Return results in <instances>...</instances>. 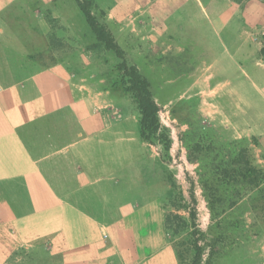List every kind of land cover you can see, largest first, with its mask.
Here are the masks:
<instances>
[{
	"label": "crops",
	"instance_id": "1",
	"mask_svg": "<svg viewBox=\"0 0 264 264\" xmlns=\"http://www.w3.org/2000/svg\"><path fill=\"white\" fill-rule=\"evenodd\" d=\"M132 1L110 0L107 14L129 12ZM64 8L63 0H0V264L18 249L46 251L48 264H178L166 239L162 201L147 187L145 175L155 168L145 162L150 144L139 137L137 115L116 106L102 80L80 76L71 60L33 58L39 45L34 32L46 38L39 50L49 48L48 14L61 19L72 42L82 41L74 23L63 22ZM159 38L137 41L142 64L175 69L184 50L172 45L169 32ZM248 41L259 54L256 36ZM8 42L15 43L12 54L2 48ZM168 48L171 63L147 59ZM255 62L264 68L261 55ZM249 81L264 101L262 85ZM233 128L237 139L255 141L250 145L264 165V131L240 123Z\"/></svg>",
	"mask_w": 264,
	"mask_h": 264
},
{
	"label": "rangeland",
	"instance_id": "2",
	"mask_svg": "<svg viewBox=\"0 0 264 264\" xmlns=\"http://www.w3.org/2000/svg\"><path fill=\"white\" fill-rule=\"evenodd\" d=\"M88 1L91 13L113 35L127 62L139 67L150 81L160 123L169 132L168 149L151 144L147 150L145 162L155 169L154 173L148 171L145 179L150 191L160 197L163 215L177 212L189 222L178 235H173V228L164 229L167 241L184 253L182 264L192 257L193 240L203 248L199 264H264V165L256 161L250 145L255 141L237 139L233 128L240 123L256 132L264 131V101L249 81L252 78L264 88V81H257L264 80V68L256 64L255 58L260 55L253 52V43L248 41L251 34L259 46L262 44L264 0H133L129 12L111 9V16L106 11L110 0ZM63 3V22L74 23L73 29L82 41L72 42L67 28L59 24L61 19L48 14L49 48L39 50L46 38L34 32L39 45L33 58L41 62L47 54L52 61L71 60L80 76H92L93 83L102 80L100 87L116 95L115 105L138 116L131 98L114 85L117 57L103 47H93L94 36L76 2ZM246 3H251L253 11H247ZM14 10L18 12L17 6ZM139 18L154 20L141 21L144 27L137 25ZM59 27L62 32H57ZM168 32L173 36L172 45H181L184 50L177 56V67L161 70L142 64L138 54L143 50H136L141 47L137 41L143 35L160 39ZM17 33L25 36L19 28ZM14 44L6 43L2 47L5 53L12 54ZM151 54L147 58L151 64L172 62L169 48L163 54ZM8 58L13 63L21 62ZM204 77L208 79L196 80ZM243 147L250 162L263 171L256 185L239 174ZM171 178L182 198L168 194ZM180 204L184 207L176 210ZM192 209L194 223L189 213ZM45 252L18 249L8 264H48Z\"/></svg>",
	"mask_w": 264,
	"mask_h": 264
},
{
	"label": "trees",
	"instance_id": "3",
	"mask_svg": "<svg viewBox=\"0 0 264 264\" xmlns=\"http://www.w3.org/2000/svg\"><path fill=\"white\" fill-rule=\"evenodd\" d=\"M83 14L86 23L88 24L95 43L93 47H103L105 50L111 51L118 59V63L114 67L115 77L114 85L118 86L121 93L128 95L134 102L137 110V128L140 139L147 144L161 145L163 149H168L170 144L169 132L166 127L162 126L159 119V106L154 99L150 81L144 76L134 64L127 62L125 58V52L116 43L113 35L107 29V27L98 22L94 15L91 13L89 1L87 0H74ZM259 54L264 58V37L262 45L259 50ZM243 155V164L239 169V174L246 178L247 182L256 185L260 178L263 176V171L258 166L253 165L247 158L246 148L240 149ZM176 189L178 192H175ZM177 194V198H182V194L174 179H170V188L168 194L174 196ZM174 205V204H173ZM183 208L184 205L180 204L176 206V210ZM191 222L194 223L195 212L192 209L190 212ZM164 228L166 230L172 229L173 235H178L189 224V222L181 217L177 212L170 211L164 215L163 218ZM202 235V234H201ZM202 237V236H201ZM192 257L187 264H199L203 248L197 244L196 240L192 241ZM175 255L178 260V264L184 262V253L176 251Z\"/></svg>",
	"mask_w": 264,
	"mask_h": 264
}]
</instances>
